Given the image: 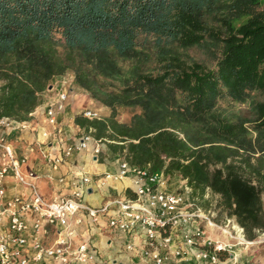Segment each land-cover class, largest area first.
Returning a JSON list of instances; mask_svg holds the SVG:
<instances>
[{
    "label": "trees",
    "instance_id": "trees-1",
    "mask_svg": "<svg viewBox=\"0 0 264 264\" xmlns=\"http://www.w3.org/2000/svg\"><path fill=\"white\" fill-rule=\"evenodd\" d=\"M264 0H0V118L28 121L68 71L109 107L79 119L132 165L220 197L245 239L264 235V103L252 117L219 106L264 92ZM203 48L215 65L186 53ZM129 64L128 66L126 64ZM121 108H140L129 124ZM222 259L227 258L222 253Z\"/></svg>",
    "mask_w": 264,
    "mask_h": 264
},
{
    "label": "built area",
    "instance_id": "built-area-1",
    "mask_svg": "<svg viewBox=\"0 0 264 264\" xmlns=\"http://www.w3.org/2000/svg\"><path fill=\"white\" fill-rule=\"evenodd\" d=\"M67 83H63L55 103L46 108L47 124L55 131L42 128L37 142L41 149L55 145L59 151L46 157L51 180L53 172L76 153L90 151L97 159L106 144V140L95 138L93 128L83 129L81 136L69 143L54 137L71 94ZM83 117L101 119L94 110H85ZM28 129L29 120L0 118V264H108L94 243L95 232L124 234L128 239L126 249L140 251L152 264L191 254L200 264H240L236 248L254 244L245 239L235 218H227L225 226L217 224L216 212L199 206L187 179L174 177L179 180L174 186L170 183L173 178L164 170L132 165L125 158L118 161L116 173H106L96 183L105 187L128 181V195H110L97 207L86 204L94 178L81 174L71 194L58 192L46 199L39 187L41 176L28 167V154L20 155L10 140L12 132ZM9 180L15 184L12 195L8 192ZM211 195L207 190L205 196ZM84 225L87 228L82 231ZM213 229L227 240L212 238L208 230ZM222 253L227 258L222 259Z\"/></svg>",
    "mask_w": 264,
    "mask_h": 264
},
{
    "label": "crops",
    "instance_id": "crops-1",
    "mask_svg": "<svg viewBox=\"0 0 264 264\" xmlns=\"http://www.w3.org/2000/svg\"><path fill=\"white\" fill-rule=\"evenodd\" d=\"M63 85V84H62ZM62 85L58 84L52 86L51 94L44 96L41 99L40 106L33 112L34 115L30 117L29 121L31 129L24 130L22 132H12L10 140L16 147L18 153L28 154L30 162L28 167L35 170L40 176L39 187L46 199H51L55 193L62 192L64 194H71L73 191V183L80 180L81 174L89 175L94 178L91 185L89 194L85 197L86 202L91 206H100L105 202L109 196H123L125 192L129 194L128 181L112 182L105 187H100L96 181L99 177H102L106 173H116L118 171V161L123 156L113 153L108 146L103 147L101 155L96 159L91 152H79L73 157L67 159L65 163L56 172H53L54 180H51L49 175V168L46 165L47 154H57L59 151L53 147L41 149L37 142L41 137L42 128H46L50 131H55L47 124L46 108L47 106L55 103L56 96L59 91L63 89ZM71 92L69 101L66 104L64 112L58 118V130L54 134V137L59 140H63L67 143L71 140L79 138L81 136L83 128L78 124V120L86 119L83 117L85 110H94L92 105H96L95 100L88 97L86 92L82 93L77 90L74 85L70 87ZM49 92V93H50ZM88 97V99L86 98ZM109 114H106L108 116ZM44 150V151H43ZM102 155H104L102 157ZM61 178L63 182H60ZM9 194L12 195L15 191V184L12 180L8 182ZM16 189H18L16 187ZM86 225L81 227L82 231L86 230ZM208 233L212 235L214 239L223 240V234L218 230H208ZM91 238V236L89 235ZM224 237V236H223ZM94 243L101 252L102 258L108 264H152L147 260L140 251H128L126 246L128 239L124 234H108L106 232H95L93 235ZM143 241L140 246H142ZM250 248V247H247ZM241 249H239L240 251ZM242 258V256H241ZM239 260L240 264H251L250 260ZM164 264H200L194 259V256L188 255L183 259H175L173 256L165 260Z\"/></svg>",
    "mask_w": 264,
    "mask_h": 264
},
{
    "label": "rangeland",
    "instance_id": "rangeland-1",
    "mask_svg": "<svg viewBox=\"0 0 264 264\" xmlns=\"http://www.w3.org/2000/svg\"><path fill=\"white\" fill-rule=\"evenodd\" d=\"M264 5L261 7L260 10ZM188 56L193 59L195 62L205 64L206 66L213 68L215 65V61L212 60L208 52H205L203 48H193L190 49L186 52ZM127 66L129 65L128 63L126 64ZM65 81H67V87L70 88L72 85L77 88L78 91L87 94L88 97L92 98L95 100L90 93L85 91L83 88H81L77 82H76V77L75 73L73 71H68L62 76H56L51 79L49 82V85L45 91H43L40 95V99H43V97L47 96L48 94H51L49 91L52 86L55 85H62ZM84 90L85 92H83ZM52 91V89H51ZM50 92V93H49ZM73 92V90H72ZM71 92V93H72ZM88 97H86L88 99ZM96 105H92V108L94 111H97L101 117L100 120H108L112 114V110L103 105L102 103L98 102L95 100ZM257 103H264V92L260 91H255L252 93L251 98H249L245 103H236V104H231L228 100H222L219 103L220 108L227 114L231 115V111L234 113H240L246 117H252V112H251V107L253 104ZM141 109L140 108H121L118 110V115H117V120L122 123V124H129L133 118L134 115L140 114ZM106 114H109L106 116ZM104 147H107V144L104 145ZM104 155H102L103 157ZM178 179H171L170 183L173 184L174 186L178 185ZM197 198V203L199 204L200 207L206 210H211L212 212L215 213V219L214 221L219 224V225H226L227 224V218H226V213L222 211V207L220 206V197L218 195H211L209 197H200V196H195ZM86 204V199L84 200ZM90 205V204H89ZM237 223V222H236ZM238 224V223H237ZM213 235V234H212ZM214 236V235H213ZM223 240L226 241L227 238L223 237ZM248 241V240H247ZM254 244L250 245V248H247L244 245L238 246L235 250V252L238 255V258L240 260L241 256L244 260H250L251 264H264V235H261L256 241H253ZM239 249H241L239 251ZM241 258V259H242Z\"/></svg>",
    "mask_w": 264,
    "mask_h": 264
},
{
    "label": "water",
    "instance_id": "water-1",
    "mask_svg": "<svg viewBox=\"0 0 264 264\" xmlns=\"http://www.w3.org/2000/svg\"><path fill=\"white\" fill-rule=\"evenodd\" d=\"M51 89V88H50Z\"/></svg>",
    "mask_w": 264,
    "mask_h": 264
}]
</instances>
